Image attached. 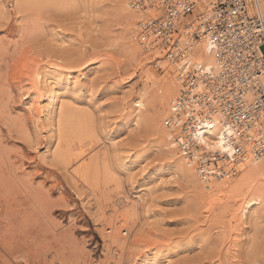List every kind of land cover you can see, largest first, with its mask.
Masks as SVG:
<instances>
[{
  "label": "rangeland",
  "instance_id": "1",
  "mask_svg": "<svg viewBox=\"0 0 264 264\" xmlns=\"http://www.w3.org/2000/svg\"><path fill=\"white\" fill-rule=\"evenodd\" d=\"M14 1L0 0V264H133L148 250L168 251L171 264H264V217L254 223L249 217L242 226L225 207L227 196L213 192L204 199L183 179L153 193L160 199L150 203L151 216L140 213L132 232L119 227L128 239L125 249L109 242L106 221L94 209L101 192L115 190L117 180L89 186L53 162L55 133L35 120L23 94L33 97L36 68L52 63L78 73L98 66L84 82L85 93L67 96L68 104L93 115L97 143L85 144V158L101 151L108 132L153 172L161 158L154 132L158 107L141 128L129 122L126 108L141 86L142 62L129 54L110 0H78L75 13L43 12L39 33L26 25L34 10L18 12ZM139 170L133 175L143 182ZM119 190L133 195L126 183Z\"/></svg>",
  "mask_w": 264,
  "mask_h": 264
},
{
  "label": "bare ground",
  "instance_id": "2",
  "mask_svg": "<svg viewBox=\"0 0 264 264\" xmlns=\"http://www.w3.org/2000/svg\"><path fill=\"white\" fill-rule=\"evenodd\" d=\"M110 1L119 23L125 28V37L130 48L129 54L133 60L139 59V62H142L139 67L142 69L139 75L141 86L134 91V96L127 102L128 120L134 127L141 128L149 121V111L158 107L154 132L157 136V146L161 152V158L158 161V166L154 168L155 170L148 172L146 166H140L142 162L139 157L131 154L129 148H120L115 143V137H111L108 132L104 137L107 143L101 151L91 152L92 154L85 158V152L87 153L84 149L85 144L89 147L88 144L94 140L92 138L96 137L94 127L92 128L93 123L90 122L93 115L87 109H80L72 103V105L68 104L67 96L70 94L74 99L85 93L86 84L84 82L88 81L91 75L98 70V66L78 73L61 70L60 65L52 63L36 68L33 73L34 86H31L34 95L32 94L33 97L28 98L29 95L23 94L24 98L28 99L27 106L33 112L35 120L42 121L45 128L48 129L47 131L55 133L53 137L56 149L52 154V161H58L64 168L70 170L74 178L78 177L79 181L89 186L100 188L102 184L106 185L112 180H117V188L102 191L95 204L94 210L106 221L105 237L110 243L120 249H125L128 246V239L122 236L124 229L120 233L119 227L124 226L132 232L140 213L146 217L151 216L153 206L150 203L154 204L160 199L153 197V193L171 188L170 184L176 183L177 179H183L193 185L204 199H207L213 192L222 194L223 198L227 196L225 207L228 208L227 210L232 216L237 214V220L242 226L246 225L249 217L253 223L263 218L264 155L258 160L247 157L237 165L235 174L202 179L196 173L193 164L180 153L176 143V138L179 136L177 128L172 124L165 126L163 122L165 118L172 116L173 101L182 89V76L189 70L191 64L194 63L209 70H217L211 43L204 38L190 42L188 34L191 30L188 26L181 30L178 40L180 48L183 49L187 46L186 56L170 58L166 56V51L160 47L144 50L138 38V24L142 20L156 18L161 10L154 6L132 7L128 0ZM79 3L81 2L72 0L14 1L18 12L34 10V16L28 20L26 25L35 32L38 30V26H42L40 25L42 19L40 15L43 12H48L53 8V10L57 9L64 13H75L79 12ZM198 9H200V4L196 7V11ZM186 19L188 20L189 17ZM145 66L147 68L144 69ZM157 70L160 72L158 73ZM260 81L264 87V74L260 76ZM91 85L92 83L88 87ZM212 117L215 126L210 129L209 133L211 132L214 137L213 147L226 148V151L231 153V148L227 147L220 137V113H213ZM125 126L127 127L128 124ZM94 141L96 142V140ZM96 143L92 145L97 147ZM138 166L140 167L138 174L142 177L143 182H139L138 177L133 175L132 170ZM124 183L133 189L132 196L123 195L119 190V187L121 188ZM230 202L237 203V208L232 209L233 205H229ZM234 240L232 239V242H235ZM231 246L233 247V245ZM167 252L148 250L142 253L138 261L133 264H171L172 258ZM225 252L227 251L225 250ZM229 258L233 261L235 256H229ZM119 262V260H113L110 261V264ZM233 264L235 263L233 262Z\"/></svg>",
  "mask_w": 264,
  "mask_h": 264
},
{
  "label": "built area",
  "instance_id": "3",
  "mask_svg": "<svg viewBox=\"0 0 264 264\" xmlns=\"http://www.w3.org/2000/svg\"><path fill=\"white\" fill-rule=\"evenodd\" d=\"M132 7L154 6L156 18L139 22L144 50L160 47L166 56L184 57L182 29L190 42L207 39L217 70L191 64L164 125L177 128L180 153L202 179L237 172L247 157L264 155V0H128ZM200 4V9L196 7ZM202 7V10H201ZM189 19L187 20L186 18ZM220 113V137L231 153L213 147L212 114ZM177 134V135H178Z\"/></svg>",
  "mask_w": 264,
  "mask_h": 264
}]
</instances>
